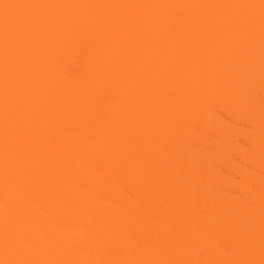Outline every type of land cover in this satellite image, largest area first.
Instances as JSON below:
<instances>
[{
    "label": "bare ground",
    "instance_id": "bare-ground-1",
    "mask_svg": "<svg viewBox=\"0 0 264 264\" xmlns=\"http://www.w3.org/2000/svg\"><path fill=\"white\" fill-rule=\"evenodd\" d=\"M0 264H264V0H0Z\"/></svg>",
    "mask_w": 264,
    "mask_h": 264
}]
</instances>
